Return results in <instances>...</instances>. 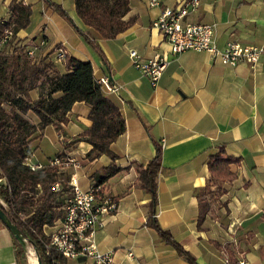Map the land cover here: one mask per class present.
<instances>
[{
	"label": "crops",
	"instance_id": "1",
	"mask_svg": "<svg viewBox=\"0 0 264 264\" xmlns=\"http://www.w3.org/2000/svg\"><path fill=\"white\" fill-rule=\"evenodd\" d=\"M13 1L0 0V24L9 20ZM150 1L129 0L124 20L134 19V24L104 40L84 27L74 0H16L31 8L30 23L1 52L8 56L26 47L33 53L32 63L48 65L58 74L66 72L58 50L89 62L96 81L108 76L116 87V92L104 95L125 123L124 133L110 145L114 160L106 155L88 159L91 146L78 137L91 126L90 108L75 103L65 123L44 128L30 144L33 150L34 144L39 148L47 142L55 152L37 157L36 150L29 161L46 165L58 156L71 158L79 168H57V174L68 176V181L74 175L84 191L101 185L103 194L114 199L117 211L95 233L99 251L112 253L111 264H189L148 227L151 218L196 264H264V0H199L198 10L188 17L190 23L214 25L219 50L229 41L262 49L256 64L236 67L222 65L206 52L172 56L151 23L184 0H156L155 7H149ZM47 2L59 5L72 23ZM78 31L96 42L104 61ZM130 50L141 62L155 56L169 60L156 87L133 66ZM29 96L35 102L39 91ZM38 123L34 119L33 124ZM158 147L161 166L156 204L151 207L152 197L141 187L139 174ZM221 149L234 160L229 169L235 179L222 185L221 194L204 195L200 201L196 194L210 180L208 161ZM108 167L116 172L100 184ZM1 185L5 180L0 173ZM63 198L66 201L65 194ZM48 230L44 226L43 231ZM0 264H22L15 239L1 222Z\"/></svg>",
	"mask_w": 264,
	"mask_h": 264
},
{
	"label": "trees",
	"instance_id": "2",
	"mask_svg": "<svg viewBox=\"0 0 264 264\" xmlns=\"http://www.w3.org/2000/svg\"><path fill=\"white\" fill-rule=\"evenodd\" d=\"M48 6L72 23L66 12L59 6L47 2ZM75 12L84 27L94 30L102 39L110 40L134 24L124 17L129 12V0H74ZM10 18L0 24V37L5 29L12 28L13 37L30 23L31 8L14 0L9 7ZM85 43L104 61L95 41L84 32L78 31ZM64 74L51 73L50 66L32 63L26 47L15 49L11 55L0 52V173L5 185L0 186V198L6 207L0 205L8 220L21 233L25 246L17 241V256L20 260L28 245L36 249L41 264H66L67 261L53 251L46 254L42 242H48L43 234L44 226L52 227L64 216V194L71 197L68 176L57 174V168H46L32 172L26 159L32 156L30 144L33 132L66 122V115L75 103H84L90 108V128L78 137L91 146L88 159L103 155L112 160L116 157L110 145L124 133L125 123L118 108L108 100L100 85L94 79L89 62H81L65 56ZM39 91V98L33 102L29 93ZM7 105L8 109L4 106ZM32 113L39 121L35 127L27 116ZM60 157V156H58ZM234 162L223 149L208 161L210 180L197 197H210L222 193V185L233 181L229 165ZM161 166V148L151 161L140 171L141 187L152 197L151 207L156 204V178ZM106 175L99 182L116 172L113 167L105 169ZM59 183L60 190H53ZM211 188H214L212 191ZM203 215L198 217V223ZM148 227L156 231L160 239L173 247L177 254L189 264H196L194 258L184 251L151 218Z\"/></svg>",
	"mask_w": 264,
	"mask_h": 264
},
{
	"label": "built area",
	"instance_id": "3",
	"mask_svg": "<svg viewBox=\"0 0 264 264\" xmlns=\"http://www.w3.org/2000/svg\"><path fill=\"white\" fill-rule=\"evenodd\" d=\"M156 5V0L149 2V7ZM199 6V0H184L175 8L164 9L151 23V28L169 45L171 55L175 57L187 51L206 52L225 66L256 64L262 49L244 47L237 42L229 41L223 50H219L214 42V25L188 21V17L196 12ZM12 37V28L3 31L0 37V52ZM27 55L33 57L32 52H27ZM128 57L152 87H156L169 64L168 59L159 56L141 62V57L134 50L128 52ZM57 59L62 63L65 61V55L61 50H58ZM97 83L105 94L117 91L108 76L101 77ZM29 160L30 158L25 162L32 172L55 167L79 168V163L68 157H55L46 165H34ZM68 187L71 190V197L65 201L63 218L55 222L53 227H49L53 230L51 233L47 234L43 231L49 239L48 242H42L46 254L53 251L66 261L79 259L90 261L92 264H111L112 253L99 251L95 233L103 225L104 219L111 217L117 211V203L103 194L101 185L91 186L86 191L82 190L74 175L71 176ZM53 190L59 192V183L54 184ZM3 206L6 207L5 204ZM127 256L130 259L134 258L132 253H128Z\"/></svg>",
	"mask_w": 264,
	"mask_h": 264
},
{
	"label": "rangeland",
	"instance_id": "4",
	"mask_svg": "<svg viewBox=\"0 0 264 264\" xmlns=\"http://www.w3.org/2000/svg\"><path fill=\"white\" fill-rule=\"evenodd\" d=\"M12 39H13V37H12ZM10 40L8 43H7V45H5L4 47H3V49L2 50H6V48L8 47V45H12V42H13V40ZM10 47H12V46H10ZM2 53V52H1ZM29 57V56H28ZM4 108L5 109H8V107H7V105H5L4 106ZM27 118H28V120L30 121V123L31 124H33L34 123V119H36V117L32 114V113H30L28 116H27ZM36 127V126H35ZM33 134H34V136H37L38 135V133H36V132H33ZM36 146V147H35ZM33 147H35V148H33V150H32V154H34V152L36 151V153H35V155L38 157L39 155H52L55 151V149L53 148V147H51V146H48V143L47 142H45V144H43V146H41V147H39L38 148V144H34V146ZM32 160L33 161H35L34 160V157L32 158ZM57 222V221H56ZM53 227V226H52ZM53 230L52 229H50V230H48L47 231V234H49V233H51ZM45 236V235H44ZM46 237V236H45ZM39 258V255H38V253H36L35 252V249L31 246V245H28L27 247H26V250H25V252L23 253V257H22V259H21V263L22 264H31V260L32 259H36V262H37V264H38V261H37V259ZM40 259V258H39ZM87 261V260H86ZM86 261H84V260H71V261H69L68 263L69 264H88Z\"/></svg>",
	"mask_w": 264,
	"mask_h": 264
},
{
	"label": "water",
	"instance_id": "5",
	"mask_svg": "<svg viewBox=\"0 0 264 264\" xmlns=\"http://www.w3.org/2000/svg\"><path fill=\"white\" fill-rule=\"evenodd\" d=\"M0 222L5 226V228L11 233V235L13 236V238L15 239V241H17V243L21 246L24 247L25 246V240L22 237L20 231L11 224V222L8 220L7 216L5 215V213L3 212L2 209H0ZM35 249V248H34ZM35 252L37 253L36 249ZM38 264H41L40 259H37Z\"/></svg>",
	"mask_w": 264,
	"mask_h": 264
},
{
	"label": "bare ground",
	"instance_id": "6",
	"mask_svg": "<svg viewBox=\"0 0 264 264\" xmlns=\"http://www.w3.org/2000/svg\"><path fill=\"white\" fill-rule=\"evenodd\" d=\"M31 264H37L36 259H35V260L32 259V260H31Z\"/></svg>",
	"mask_w": 264,
	"mask_h": 264
}]
</instances>
